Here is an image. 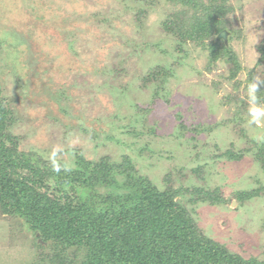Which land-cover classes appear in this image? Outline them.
<instances>
[{"label":"rangeland","instance_id":"374dc122","mask_svg":"<svg viewBox=\"0 0 264 264\" xmlns=\"http://www.w3.org/2000/svg\"><path fill=\"white\" fill-rule=\"evenodd\" d=\"M229 1L233 28L242 31L232 42L242 70L232 80L231 65L207 67L206 51L164 32L180 10L166 0H0V86L21 151L69 166L77 154L92 161L127 155L159 188L168 178L176 187L219 188L225 205L195 207L200 229L245 259L264 260V192L243 203L234 198L264 187V173L252 155L224 156L264 139V99L226 103L230 84L242 81L244 91L251 72L263 79L264 0ZM155 69L170 75L162 85L150 77ZM138 108H150L147 125L156 133L144 131L147 113ZM240 119L254 124L247 132L231 127ZM145 144L150 153L141 155ZM37 242L0 215V264H51L50 250Z\"/></svg>","mask_w":264,"mask_h":264},{"label":"trees","instance_id":"16d2710c","mask_svg":"<svg viewBox=\"0 0 264 264\" xmlns=\"http://www.w3.org/2000/svg\"><path fill=\"white\" fill-rule=\"evenodd\" d=\"M166 1L180 10L166 18L164 32L177 37L180 46L190 41L206 51L207 67H216L220 61L231 65L228 80L237 78L242 64L232 42L242 31L233 28V4L229 0ZM224 30L232 34L227 44L217 40ZM258 52L263 79L255 82L251 72L244 91L240 90L242 81L230 84L226 103L233 97L259 105L264 99V40ZM149 74L156 85L170 76L163 77L161 69ZM159 92L166 95L165 90ZM150 111L137 109L147 113L142 115L143 128L153 134L156 132L147 125ZM13 120V110L0 86V215L27 228L38 241V249L48 248L46 258L51 264H264L259 258L245 259L232 252L200 229L195 207L200 203L225 205L227 200L219 188L176 187L169 178L164 188H159L139 173L127 155L119 161L109 156L92 161L77 154L69 166L38 152H24L11 132ZM249 124H254V119L235 120L231 127L247 132ZM147 147H140L139 153H150ZM246 155H252L264 173V139L253 140L246 150L224 154L231 161ZM263 192L260 187L236 192L234 198L243 203Z\"/></svg>","mask_w":264,"mask_h":264},{"label":"water","instance_id":"95a60500","mask_svg":"<svg viewBox=\"0 0 264 264\" xmlns=\"http://www.w3.org/2000/svg\"><path fill=\"white\" fill-rule=\"evenodd\" d=\"M228 32L227 31H223L219 34V36L217 37V40H224L225 43L227 44L228 43Z\"/></svg>","mask_w":264,"mask_h":264}]
</instances>
